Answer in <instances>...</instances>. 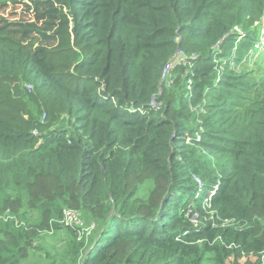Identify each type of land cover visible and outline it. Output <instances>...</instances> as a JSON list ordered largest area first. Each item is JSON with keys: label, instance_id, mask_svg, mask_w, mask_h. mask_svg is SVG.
Returning a JSON list of instances; mask_svg holds the SVG:
<instances>
[{"label": "trees", "instance_id": "trees-1", "mask_svg": "<svg viewBox=\"0 0 264 264\" xmlns=\"http://www.w3.org/2000/svg\"><path fill=\"white\" fill-rule=\"evenodd\" d=\"M37 5L47 28L0 33V264L62 230L71 242L38 264H259L264 100L252 129L231 125L241 139L213 125L242 86L221 71L233 30L264 0ZM69 211L95 233L65 228Z\"/></svg>", "mask_w": 264, "mask_h": 264}, {"label": "rangeland", "instance_id": "rangeland-1", "mask_svg": "<svg viewBox=\"0 0 264 264\" xmlns=\"http://www.w3.org/2000/svg\"><path fill=\"white\" fill-rule=\"evenodd\" d=\"M40 1L47 0H0V33L4 36L14 38L17 41H21L32 35L33 26L47 28L46 22L48 20L47 16L44 14L42 9H38L37 3ZM232 2V0H227ZM233 11L230 9L228 11L231 14ZM264 12L255 11L254 5L245 11L244 22L239 27L245 33V38L242 43L238 45L237 37H235V46L238 48L235 52L236 58L232 57L227 60H221V71L226 74H232L236 76H241L242 86L234 87L231 85L230 88H225L221 95L215 100V110L222 113L223 121L213 125V130H217L220 133L226 134L225 137L232 139H241V136L235 137L240 132L235 128H239L242 125L246 126V130L252 129L254 125L257 124L259 119V108L262 101L264 100V64L262 63L264 58V52L261 50L255 54L256 62L251 64L245 61L251 49H253L254 44L261 41L264 33L262 28L264 26ZM251 34L248 36L247 34ZM248 36V39H246ZM252 47L243 53L241 50L245 48ZM234 52V51H233ZM261 55V56H260ZM260 56V58H259ZM254 59V60H255ZM180 59H178L179 61ZM177 60L176 64L177 65ZM174 66V67H175ZM173 67V68H174ZM172 68V69H173ZM171 69V70H172ZM166 74V78L163 81H167L170 78V72ZM220 88H224L221 86ZM236 100H240V107L235 106ZM260 105L258 106V103ZM234 124L236 127H231ZM225 146L229 145L228 142L222 141ZM80 223H73L71 225H66L65 228L75 229L76 227H83L85 231L90 233V236L95 233L96 225L94 230H90L91 224L85 225L82 218L78 216ZM67 230H62L58 233H46L42 236L39 241V252L32 255L27 264H38L41 262V256L46 251L49 252L50 256H55L62 252V248L65 246V242H71L69 236L66 234ZM25 263V264H26ZM204 264H215L211 260V257H207Z\"/></svg>", "mask_w": 264, "mask_h": 264}, {"label": "built area", "instance_id": "built-area-1", "mask_svg": "<svg viewBox=\"0 0 264 264\" xmlns=\"http://www.w3.org/2000/svg\"><path fill=\"white\" fill-rule=\"evenodd\" d=\"M264 24V23H263ZM263 33H264V26H263ZM233 34H235L237 36V43L238 45L243 41V39L245 38V33H243V31L241 30V28L239 27H235L234 30H233ZM237 45V46H238ZM237 46L236 48L234 49V52H233V57L236 58V55H235V52L237 50ZM262 51L264 52V36H262L261 38V41H259L258 43L254 44L253 46V49L250 50L249 54H248V57L246 58L245 61H248L250 62L251 64H254L257 63L256 62V59H255V54L259 51ZM261 56V55H260ZM259 56V58H260ZM255 59V60H254ZM263 61H264V58H263ZM176 64V60L173 61L166 69V74L175 66ZM37 134V133H36ZM77 221V214L74 213V212H66V218H65V223L67 222L68 225H71L72 222H76ZM194 222L195 219H193ZM230 221L229 220H225L222 225L223 226H227V225H230ZM233 223V222H232ZM95 228V224H91L90 226V230L94 229ZM243 229V228H242ZM259 264H264V252L260 255L259 259Z\"/></svg>", "mask_w": 264, "mask_h": 264}, {"label": "clouds", "instance_id": "clouds-1", "mask_svg": "<svg viewBox=\"0 0 264 264\" xmlns=\"http://www.w3.org/2000/svg\"><path fill=\"white\" fill-rule=\"evenodd\" d=\"M263 23H264V21H263ZM262 31H263V28H262ZM236 37H237V36H236ZM241 43H242V42H241ZM241 43H240V44H241ZM235 48H236V46H235ZM235 48H234V49H235ZM237 48H238V46H237ZM233 51H234V50H233ZM262 63L264 64V61H262ZM222 72H223V71H222ZM165 78H166V77H163V79H165Z\"/></svg>", "mask_w": 264, "mask_h": 264}]
</instances>
